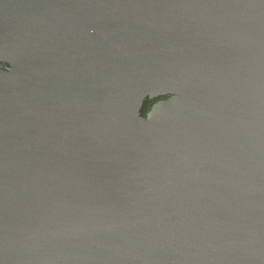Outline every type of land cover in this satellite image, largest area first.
<instances>
[{"label":"water","instance_id":"obj_1","mask_svg":"<svg viewBox=\"0 0 264 264\" xmlns=\"http://www.w3.org/2000/svg\"><path fill=\"white\" fill-rule=\"evenodd\" d=\"M0 64V264H264V0H0Z\"/></svg>","mask_w":264,"mask_h":264},{"label":"flooded vegetation","instance_id":"obj_2","mask_svg":"<svg viewBox=\"0 0 264 264\" xmlns=\"http://www.w3.org/2000/svg\"><path fill=\"white\" fill-rule=\"evenodd\" d=\"M3 65L0 64V68L2 67ZM157 99H154V100H146L144 105H143V110H142V115L145 114L146 110L148 109V106L150 104H152L153 102H155Z\"/></svg>","mask_w":264,"mask_h":264}]
</instances>
